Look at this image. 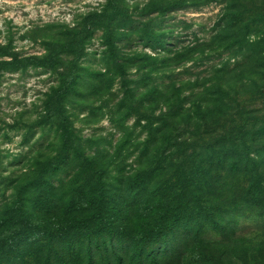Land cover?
<instances>
[{"label":"rangeland","instance_id":"obj_1","mask_svg":"<svg viewBox=\"0 0 264 264\" xmlns=\"http://www.w3.org/2000/svg\"><path fill=\"white\" fill-rule=\"evenodd\" d=\"M106 1L0 0V61L49 55L54 43L70 40L84 26L85 17L100 12ZM120 4L122 14L114 21L120 26L114 30L116 58L108 50L104 29L97 28L77 54L62 52L55 66L30 64L0 71V222L6 215H17L18 220V198L26 201L35 223L64 222V207L48 212L41 198L65 204L74 190L94 181L91 159L105 160L110 170L106 180L111 183L157 161L174 171L184 159L199 154L202 158L204 143L217 135L248 132L250 138L258 129L264 131V67L243 57L235 65L237 60L230 58L233 48L227 49L230 45L220 34L226 14H238L241 26L264 14V0H120ZM230 61L228 68L225 63ZM217 84L229 93L218 97L225 113L212 114ZM63 87L67 93L56 107L54 98ZM198 107L207 111L197 114ZM60 111L67 120L68 137L61 128ZM250 143L257 151L264 146V135ZM61 156L64 163L57 161ZM42 176L53 184V192L38 195L41 189L33 182ZM238 179L233 182L241 185L242 178ZM27 185L29 194L23 190ZM231 219L227 233L211 228L200 244L216 247L232 260L227 261L230 264L249 262L252 255L263 260L264 205H244ZM15 227L4 229L0 224V262L43 264L46 249L41 246L4 245L2 238ZM79 238H73V251L84 259L89 243L78 242ZM184 238V233L177 234L180 258L169 264H196L187 260L197 242ZM121 240L115 234L113 248L125 255L129 242ZM53 244L68 264L85 262L69 254L71 243H62L60 236ZM93 251L94 264H106V258L115 264L113 252L107 256L106 248ZM51 260L61 264L55 253Z\"/></svg>","mask_w":264,"mask_h":264},{"label":"trees","instance_id":"obj_2","mask_svg":"<svg viewBox=\"0 0 264 264\" xmlns=\"http://www.w3.org/2000/svg\"><path fill=\"white\" fill-rule=\"evenodd\" d=\"M120 5V0H107L100 12L89 13L85 17L84 26L72 34L70 40L60 45L54 43L49 55L42 58L13 56L10 60L0 61V71L20 70L30 64L55 66L62 52L77 54L79 48L83 47V40L97 28L104 29L108 50L111 57L116 58L114 30L120 26L115 25L114 21L122 14ZM168 10L170 6L167 7L166 11ZM226 18L224 30L220 33L223 36L221 40L226 42V46L230 45L227 49L233 48L234 55L230 58L237 60L235 65L239 66L241 61L239 62L237 58L243 57L244 60H257V66L264 67V14L245 20L241 26L237 23L238 14L229 13L226 14ZM157 39L159 42L158 37H153V40ZM231 64L230 61L225 63V66L229 68ZM97 75L102 74L98 71ZM262 78L264 79V69ZM213 91L217 95L213 99L215 106L212 114L223 113L224 109L222 104H218V97L221 96L223 99L229 92L218 84ZM66 93V87L59 91L54 98L56 107L61 104ZM195 111L197 114H203L207 110L201 111L198 107ZM59 113L63 120L61 128L68 137L67 120L63 119L62 111ZM248 134L229 132L217 135L214 141L204 143L202 158L199 154L184 159L174 171L157 161L156 165L147 170L143 169L126 179L116 177L111 183L106 180L110 170L105 160L91 159L89 161L93 167L91 171L96 173L92 179L94 181L74 190L65 204L53 205L52 199L41 198L40 204L48 212L58 206L65 208H61L63 214H67L64 222L41 225L35 223L26 208V201L18 198L16 200L19 203V206H16L18 220L15 219L17 215L8 217L6 215L0 224L4 229L8 226L15 227L19 223L20 225L3 237L2 242L7 247L41 246L46 249L43 264H53L51 253H55L61 264H68L63 258L64 255L54 246V237L60 236L62 243L72 244L74 236L78 235L80 237L78 242L85 240L89 243L84 251L85 258L81 259L79 254L73 251L74 244H69L68 252L78 261H85L82 264H94L93 249L102 248L108 250L107 256L113 252L115 264H125V261L129 264H169L173 258H180L175 240L177 234L182 232L185 234L184 239L193 238L197 242L191 251L192 259L187 261H195L196 264H230L227 261L232 260L222 251L216 247L209 248L207 245L203 247L200 240L211 228L227 233V230H230L231 218L238 214L244 205H264V146L253 151L250 143L251 140L263 137L264 131L260 128L251 133L250 138ZM62 157L57 161L61 160L64 163L66 159ZM50 168L55 171L57 166L53 164ZM48 170L49 167L45 172ZM169 170L172 172L170 171L167 178L165 174ZM222 171L226 173L224 177ZM239 177L242 178L241 185L238 183ZM233 179H238L236 180L238 182L234 183ZM34 181L33 184L41 189L38 195L53 192L54 186L47 177H37ZM23 190L25 194H29V185ZM75 215L83 219L75 222L67 217ZM65 223L68 226H65ZM115 234L129 242L126 256L116 250V247L113 248ZM102 237L105 239L99 242ZM39 240H42V243H38ZM105 261L109 264L107 258ZM247 261L249 262L243 264H264L258 262L264 259L256 255H252Z\"/></svg>","mask_w":264,"mask_h":264}]
</instances>
